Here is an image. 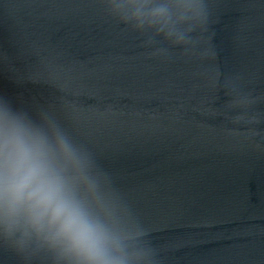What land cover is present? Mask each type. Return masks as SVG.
Here are the masks:
<instances>
[{
  "label": "water",
  "instance_id": "1",
  "mask_svg": "<svg viewBox=\"0 0 264 264\" xmlns=\"http://www.w3.org/2000/svg\"><path fill=\"white\" fill-rule=\"evenodd\" d=\"M121 3L0 0V107L67 137L132 264H264V0ZM0 264L68 261L0 228Z\"/></svg>",
  "mask_w": 264,
  "mask_h": 264
},
{
  "label": "clouds",
  "instance_id": "2",
  "mask_svg": "<svg viewBox=\"0 0 264 264\" xmlns=\"http://www.w3.org/2000/svg\"><path fill=\"white\" fill-rule=\"evenodd\" d=\"M117 7L141 24L168 18L166 5L150 7L148 0ZM82 185L95 193L85 159L59 129L49 135L0 107V228L47 243L68 264H132L127 237L100 218Z\"/></svg>",
  "mask_w": 264,
  "mask_h": 264
}]
</instances>
